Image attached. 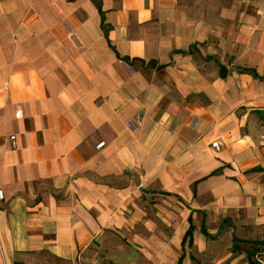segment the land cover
Returning <instances> with one entry per match:
<instances>
[{"label": "crops", "instance_id": "crops-1", "mask_svg": "<svg viewBox=\"0 0 264 264\" xmlns=\"http://www.w3.org/2000/svg\"><path fill=\"white\" fill-rule=\"evenodd\" d=\"M0 190V264H251L264 0H0Z\"/></svg>", "mask_w": 264, "mask_h": 264}, {"label": "rangeland", "instance_id": "rangeland-1", "mask_svg": "<svg viewBox=\"0 0 264 264\" xmlns=\"http://www.w3.org/2000/svg\"><path fill=\"white\" fill-rule=\"evenodd\" d=\"M249 252L253 253L255 251L257 256H254V259L260 264H264V247L263 246H249L247 248ZM108 250L102 248V246H94L92 255L90 256V260L86 262V264H108ZM89 255V254H88ZM88 257V256H87ZM43 262H38V264H42ZM51 264V262H47ZM44 263V264H47Z\"/></svg>", "mask_w": 264, "mask_h": 264}, {"label": "trees", "instance_id": "trees-1", "mask_svg": "<svg viewBox=\"0 0 264 264\" xmlns=\"http://www.w3.org/2000/svg\"><path fill=\"white\" fill-rule=\"evenodd\" d=\"M241 72H244V73H251V74H253L255 77L257 76V74H256V72L254 71V70H250V69H247V68H245V69H241L240 70ZM239 250V247L236 245L235 247H234V251H238ZM256 252L257 251H255V252H251V253H249L248 254V258H249V262L251 263V264H260L259 262H257L255 259H254V256H257L256 255Z\"/></svg>", "mask_w": 264, "mask_h": 264}, {"label": "built area", "instance_id": "built-area-1", "mask_svg": "<svg viewBox=\"0 0 264 264\" xmlns=\"http://www.w3.org/2000/svg\"><path fill=\"white\" fill-rule=\"evenodd\" d=\"M17 116L18 117L21 116V111L17 112ZM12 139H15V137H12ZM222 141L224 142V140H222ZM212 148L219 152L221 150L220 142H214L212 144ZM3 198H4L3 191L0 190V199L2 200Z\"/></svg>", "mask_w": 264, "mask_h": 264}]
</instances>
